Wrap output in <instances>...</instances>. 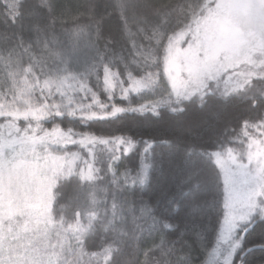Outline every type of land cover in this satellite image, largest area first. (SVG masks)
Masks as SVG:
<instances>
[{
	"label": "trees",
	"instance_id": "1",
	"mask_svg": "<svg viewBox=\"0 0 264 264\" xmlns=\"http://www.w3.org/2000/svg\"><path fill=\"white\" fill-rule=\"evenodd\" d=\"M209 3L0 0V110H37L34 117L18 119L21 128L29 121L36 124L37 133L57 126L74 134H127L156 141L144 161L148 180L130 181L119 190L115 217L111 175L95 183L75 174L57 177L53 222L40 243L46 264H166L186 255L204 262L215 245L224 182L219 166L200 153L204 148L221 153L232 148L243 159L249 136L261 137L257 129L264 131V76L227 92L207 87L176 103L164 69L167 47ZM109 71L112 88L104 80ZM132 80H140L142 88L124 95L122 89ZM147 101L160 102L158 117L135 110L114 118L105 115L114 107L134 109ZM95 148L104 156L102 144ZM121 160L114 162L120 173L138 162L127 154ZM181 189H191V195L172 216L177 228L157 231L153 217L159 218L167 199ZM76 224L85 231H74ZM260 243L264 222L258 221L244 246ZM246 259L247 264H264V251L255 249Z\"/></svg>",
	"mask_w": 264,
	"mask_h": 264
},
{
	"label": "rangeland",
	"instance_id": "2",
	"mask_svg": "<svg viewBox=\"0 0 264 264\" xmlns=\"http://www.w3.org/2000/svg\"><path fill=\"white\" fill-rule=\"evenodd\" d=\"M232 44L240 46L239 63H233L216 80H208L202 71L205 62L217 51L223 60L222 49ZM164 69L174 99L173 84L177 88L195 87L199 89L195 93H201L205 88L199 87V81L203 78L210 89L227 92L237 89L233 83L245 85L251 77H263L264 0H211L204 13L169 42ZM104 80L107 87L109 82L113 85L110 71ZM141 88L140 80H132L122 91L127 95ZM36 114L35 109L0 110V117L4 116L0 119V264H46L40 243L53 222L50 207L55 183L51 181L64 176L58 170L57 158L76 152L82 159H88V149L92 147L80 144L85 135L92 134H74L57 126L37 133L38 127L33 122H27L23 128L18 124L19 117L27 119ZM257 131L262 136L252 138L264 142L263 129ZM70 145L76 149L69 150ZM247 151L238 161L247 165L249 173H254L260 158L250 162ZM222 155L226 157V151ZM218 166L225 196V189L239 187L242 178L235 174L236 164L226 161L223 167Z\"/></svg>",
	"mask_w": 264,
	"mask_h": 264
},
{
	"label": "snow or ice",
	"instance_id": "3",
	"mask_svg": "<svg viewBox=\"0 0 264 264\" xmlns=\"http://www.w3.org/2000/svg\"><path fill=\"white\" fill-rule=\"evenodd\" d=\"M224 51L223 60L220 59V52L214 53L203 66V75L207 76L208 80H216L222 72H225L227 68L232 67L233 63H239L240 46L239 44L228 45L222 49ZM243 75V74H241ZM225 85L229 81L224 82ZM242 84L233 83V88L242 87ZM108 87H113L112 83H108ZM200 88L208 87L207 81L203 78L199 81ZM198 88L188 89L187 86H181L177 88L173 84V94L176 97V103L181 102V98L184 100L189 99ZM232 89H229V91ZM203 95V94H202ZM168 103V101H164ZM159 101H147L145 104L136 106L134 109L129 107L114 108L113 113L105 114L106 116L122 115L126 111L135 110L141 114L145 111H151L154 116H159L158 106ZM151 105V107H147ZM172 111H176L172 109ZM180 111H183L181 108ZM95 116L96 113H91ZM255 127V125H253ZM244 135L249 136L245 131ZM102 144L104 146V156H98L95 145ZM156 141L154 138L138 139L134 136L121 134L98 137L95 135H85L80 140L81 145H92L89 151V158L82 159L79 153L66 154L63 157H58L59 168L58 170L64 176L78 175L81 180L95 183L98 179H105L111 175L109 183L113 188V203L111 205L112 214L115 217L117 215V209L119 207L117 200L119 196V190L130 181L132 183L144 184L148 180V165L144 163L148 159V154L154 152V145ZM160 143L167 144V140H162ZM136 149L134 152L133 150ZM247 158L251 162L260 158L258 161V167L254 173L247 171V165L238 161V152L235 149H226V157L222 155L219 150H210L204 148L201 150V155L206 159L214 160L217 165L224 166L225 162L236 164L237 169L235 174L239 175L242 179L240 186L229 191L225 189V196L222 201L223 215L218 221V229L215 230V245L208 252V259L204 262L195 261L186 255L179 261H169L166 264H247L248 255L255 249L264 251V243L254 244L251 247H245L247 234L253 229L256 223L264 222V142L256 140L249 136V143L247 145ZM119 153V155H118ZM127 154L128 156L135 155L138 158V162L131 168H125L120 173L119 166L114 162L121 161V157ZM78 161L80 166L77 167ZM97 164H103V167H97ZM104 172V176L100 173ZM131 172H135V175H131ZM191 173H189V176ZM122 181V183H121ZM52 183H55V179L52 178ZM199 188L200 185H194ZM107 191V187L101 189ZM191 195V189L180 191L173 194L166 201V207L160 214L159 218L153 217V225L157 231L164 229H176L177 224L172 222V216L175 211L179 210L183 201H185ZM95 205L98 201L93 196L92 201ZM79 213L77 212L76 215ZM92 217L95 213L90 214ZM74 231L84 232L85 227L76 224L73 226ZM184 233H180L179 239L183 240ZM78 240L79 236L76 237ZM186 244V242H184ZM82 251V249H81ZM104 251H107L105 249ZM99 253H92V255H98ZM105 260L109 257L105 256ZM238 258V259H237Z\"/></svg>",
	"mask_w": 264,
	"mask_h": 264
}]
</instances>
